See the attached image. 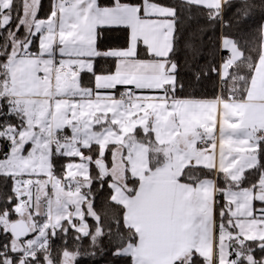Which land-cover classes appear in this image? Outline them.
<instances>
[{
  "label": "snow or ice",
  "instance_id": "6c2138e0",
  "mask_svg": "<svg viewBox=\"0 0 264 264\" xmlns=\"http://www.w3.org/2000/svg\"><path fill=\"white\" fill-rule=\"evenodd\" d=\"M106 251L264 264V0H0V264Z\"/></svg>",
  "mask_w": 264,
  "mask_h": 264
},
{
  "label": "trees",
  "instance_id": "16d2710c",
  "mask_svg": "<svg viewBox=\"0 0 264 264\" xmlns=\"http://www.w3.org/2000/svg\"><path fill=\"white\" fill-rule=\"evenodd\" d=\"M45 8L47 7L48 0H43ZM259 20V17L256 16L252 20H250L249 26L254 30L255 26ZM213 33L209 32L208 36L205 37V41L208 44V48L211 49L212 43L208 39V37H213ZM178 59L181 64H183L184 61V53L183 51H179L177 53ZM203 62V61H202ZM187 79V77H185ZM196 94L197 95H207L211 96L212 95V87H211V82L210 81H203L202 84L198 85L196 88ZM91 222V220H90ZM85 246H87L88 241L87 239L84 241ZM55 245L57 247L61 246V241L57 240L55 241ZM69 247H72V242H69ZM76 264H120L119 260L116 258H113L109 252H105L103 255H100L99 252L95 257L91 256H80L77 258Z\"/></svg>",
  "mask_w": 264,
  "mask_h": 264
}]
</instances>
